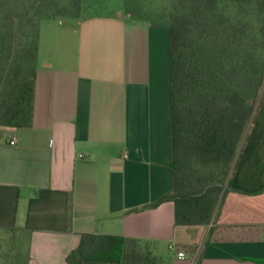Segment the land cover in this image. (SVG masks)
<instances>
[{"label":"crops","instance_id":"crops-1","mask_svg":"<svg viewBox=\"0 0 264 264\" xmlns=\"http://www.w3.org/2000/svg\"><path fill=\"white\" fill-rule=\"evenodd\" d=\"M172 108L169 29L43 23L32 125H0V264H67L83 234L141 240L170 264H264V97L205 226H177L173 202L149 207L174 189Z\"/></svg>","mask_w":264,"mask_h":264},{"label":"trees","instance_id":"trees-1","mask_svg":"<svg viewBox=\"0 0 264 264\" xmlns=\"http://www.w3.org/2000/svg\"><path fill=\"white\" fill-rule=\"evenodd\" d=\"M83 4L0 0V125H32L41 26L78 18ZM122 9L171 35L175 182L149 207L173 202L177 226L208 225L264 97V0H173L155 9L124 0ZM67 264H170V258L153 255L141 240L83 234Z\"/></svg>","mask_w":264,"mask_h":264},{"label":"rangeland","instance_id":"rangeland-1","mask_svg":"<svg viewBox=\"0 0 264 264\" xmlns=\"http://www.w3.org/2000/svg\"><path fill=\"white\" fill-rule=\"evenodd\" d=\"M143 1L148 7H151L153 9L160 8L162 6H171L173 4V0H143ZM123 3H124V0H84L83 7L80 12V16L78 18L91 17V16H97V15H106V16L122 15V16L128 17L123 12V9H122ZM66 17L68 16L62 17L61 20L67 23L75 22V19L66 18ZM128 18L130 19V17ZM259 108H258V111H259ZM255 122L256 120L249 125L245 133V136L240 146V153L241 151L243 152V149L245 148V146H246V151H247V148H248V151L249 150L251 151L250 148L255 146L254 142H255V139L257 140V135L260 130L259 125H257V123L255 124ZM251 127L253 129H251Z\"/></svg>","mask_w":264,"mask_h":264},{"label":"built area","instance_id":"built-area-1","mask_svg":"<svg viewBox=\"0 0 264 264\" xmlns=\"http://www.w3.org/2000/svg\"><path fill=\"white\" fill-rule=\"evenodd\" d=\"M10 144H11V145H15V144H16V140H15V139L12 140V141L10 142ZM170 250H174V247H173V246H170ZM178 258H179V259H185V254L182 253V252H179V253H178Z\"/></svg>","mask_w":264,"mask_h":264}]
</instances>
